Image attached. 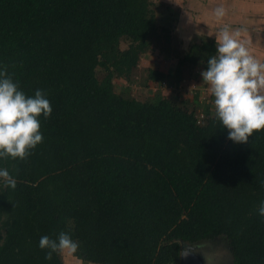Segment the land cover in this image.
I'll return each mask as SVG.
<instances>
[{"label":"trees","instance_id":"16d2710c","mask_svg":"<svg viewBox=\"0 0 264 264\" xmlns=\"http://www.w3.org/2000/svg\"><path fill=\"white\" fill-rule=\"evenodd\" d=\"M151 5L0 0V69L52 107L30 154L0 159L16 180H0V264H63L38 246L61 231L95 264H179L184 244L219 237L231 264H264V128L235 142L215 110L199 119L158 90L146 100L114 90L149 49L178 56ZM190 51L206 55V68L215 42ZM146 71L144 85L165 78Z\"/></svg>","mask_w":264,"mask_h":264},{"label":"clouds","instance_id":"9594fccd","mask_svg":"<svg viewBox=\"0 0 264 264\" xmlns=\"http://www.w3.org/2000/svg\"><path fill=\"white\" fill-rule=\"evenodd\" d=\"M216 15H223L218 7ZM204 82L210 85L215 114L229 139L246 142L254 130L264 128V62L252 56L227 27L215 35V55L208 57L202 70ZM52 107L41 89L34 95L25 94L18 82L0 69V159H24L43 139L39 117L50 116ZM0 180L15 187L16 180L7 168L0 167ZM258 213L264 216V200ZM41 249L53 252H75L78 244L67 232L55 238L40 237Z\"/></svg>","mask_w":264,"mask_h":264},{"label":"crops","instance_id":"0c3cea01","mask_svg":"<svg viewBox=\"0 0 264 264\" xmlns=\"http://www.w3.org/2000/svg\"><path fill=\"white\" fill-rule=\"evenodd\" d=\"M159 3L161 12L155 14L156 23L170 31L172 48L178 50V56L156 49L147 51L150 54L144 67L165 74L161 83L148 79L147 88L156 86L155 90L178 107L200 115L213 113L214 97L201 76L206 55L190 51L191 46L205 39L215 42V35L227 27L252 56L264 62V0H159ZM218 7L224 10L221 16L216 15Z\"/></svg>","mask_w":264,"mask_h":264},{"label":"rangeland","instance_id":"374dc122","mask_svg":"<svg viewBox=\"0 0 264 264\" xmlns=\"http://www.w3.org/2000/svg\"><path fill=\"white\" fill-rule=\"evenodd\" d=\"M151 7L155 11V14L158 15L161 12L159 9L160 3L159 0H151ZM134 38H130L128 36L121 38L118 41V48L124 49L129 44L132 43ZM147 52L146 54H141L139 57L138 65L134 68L132 72V78L126 79L124 77L116 76L113 80L114 90L116 92L122 93L123 95H132L138 99H150L153 93L156 91L155 87L147 88V84L142 83L145 80V76L147 74L146 67H144V62L147 60ZM146 58V59H145ZM148 63V62H147ZM106 73V70L103 66V60L100 59L99 64L96 67V76L99 80H101ZM127 86H129V90H127ZM127 91L129 93H127ZM196 113V112H195ZM199 119H201V115L196 113ZM197 253L201 256L203 260V264H231V253L227 243V240L224 237H219L216 239L202 241L200 244H197ZM60 259L63 261V264H88L84 263L80 258L74 255V252H69L67 250L63 252H58ZM67 259H71V262H68ZM196 264V263H195Z\"/></svg>","mask_w":264,"mask_h":264},{"label":"water","instance_id":"95a60500","mask_svg":"<svg viewBox=\"0 0 264 264\" xmlns=\"http://www.w3.org/2000/svg\"><path fill=\"white\" fill-rule=\"evenodd\" d=\"M197 247V244H184L180 251L179 264H203L201 256L197 253Z\"/></svg>","mask_w":264,"mask_h":264}]
</instances>
